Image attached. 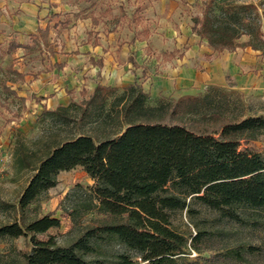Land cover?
I'll return each instance as SVG.
<instances>
[{
    "label": "trees",
    "instance_id": "obj_1",
    "mask_svg": "<svg viewBox=\"0 0 264 264\" xmlns=\"http://www.w3.org/2000/svg\"><path fill=\"white\" fill-rule=\"evenodd\" d=\"M205 2L192 31L214 50L264 49L254 4L227 3L226 17L218 19L211 13L215 0ZM131 17L133 23L143 21L137 9ZM46 32L40 29L31 38ZM242 35L248 40L240 41ZM117 91L98 83L80 105L83 118L112 128L80 130L49 146L14 206L15 218L0 225L2 236L28 238L25 264H182L191 250L210 252L208 264H228L259 254L255 245L229 243V230L220 225L224 220L247 225L264 214V150L251 144L264 130V116L229 114L217 103L225 96L218 86L204 95L161 98L155 105L137 82ZM78 166L93 184L67 210L76 230L61 242L50 233L61 219L32 212L57 185L59 173ZM183 211L195 233L176 227L175 214ZM204 212L213 214L214 227L193 220ZM112 243L123 251L108 261L103 247Z\"/></svg>",
    "mask_w": 264,
    "mask_h": 264
},
{
    "label": "rangeland",
    "instance_id": "obj_2",
    "mask_svg": "<svg viewBox=\"0 0 264 264\" xmlns=\"http://www.w3.org/2000/svg\"><path fill=\"white\" fill-rule=\"evenodd\" d=\"M4 1L13 3L30 0H0V3ZM40 1L47 4V17L51 27L50 37L45 34V38L50 39L51 47L67 49L66 53L72 54L79 46L94 42L108 50L110 47L124 46L130 43L136 31H141L144 40L134 41L132 47L134 57L145 69L144 76L147 78L144 90L149 95V104L155 105L161 98L176 100L187 94L204 95L211 87L218 86L225 96L221 95L217 103L229 114L264 116V49L246 47L218 52L210 47L206 39L192 31L193 17L202 12L207 0ZM227 3L236 6L254 4L259 11L260 16L257 19L264 33V0H215L212 15L218 19L225 18ZM135 9L144 18L143 24L129 23ZM255 11L250 14L251 17H256ZM0 12L6 19L13 14L10 9L6 11L1 7ZM8 25L9 27H4L0 23V142L3 145L0 147V225L15 218L14 206L34 173L33 167L37 160L48 151L49 146L77 134L80 130L100 133L104 129L109 131L112 128L89 122L81 115L80 105L83 100L98 82H103V76H96V65L92 67L76 61L71 70L67 69L62 73L59 69L54 71V89L59 90L54 91L53 100L46 107L47 111L33 100L23 104L18 96L7 90L9 86L5 87L4 83L14 78L12 68L7 67L10 63L26 66L27 72L35 74L36 63L43 56L37 53L36 44H29V34L10 28V22ZM19 38L23 40L22 43L35 49L20 48L9 52L10 41L14 40L16 43ZM248 38V35H242L240 41ZM118 57L119 64L125 65L126 57H121L120 50ZM138 62L133 64L135 69L139 66ZM190 68L207 71L213 77L211 83L190 82ZM154 76L169 81L166 94H157L156 89L153 90V86H157ZM112 78L113 76L106 75L105 82ZM127 85L116 82L117 94L122 93ZM61 107L69 108L65 110ZM251 144L264 150V130L260 131ZM20 157L23 161H19ZM91 184L93 180L81 166L61 171L57 185L44 194L32 213L39 216L49 213L59 217L61 226L51 229L50 233L55 234L59 241L65 242L76 230L67 210L83 201L86 188ZM80 198L83 199L80 201ZM212 218L213 214L204 212L193 220L199 222L202 228L210 229L214 227ZM258 219L257 222L247 225L227 220L221 223V227L225 226L230 231L225 236L229 243L252 244L260 251L259 254L250 256L247 261L228 264H264V214L258 215ZM175 225L187 235L197 230L186 211L175 214ZM203 245L209 244L206 242ZM29 248L28 238L24 236L15 238L0 235V264H25L22 252ZM103 251V256L112 261L118 252L123 251V247L116 243L104 244ZM209 255L210 252L207 251L198 253L191 250L182 264H208ZM217 264L227 263L220 261Z\"/></svg>",
    "mask_w": 264,
    "mask_h": 264
},
{
    "label": "crops",
    "instance_id": "obj_3",
    "mask_svg": "<svg viewBox=\"0 0 264 264\" xmlns=\"http://www.w3.org/2000/svg\"><path fill=\"white\" fill-rule=\"evenodd\" d=\"M0 7L2 10L7 11V9H10V11L13 12L12 16L8 19H6L0 12V23L4 27H9L8 23L10 22V28L22 30L29 34V44H36V48L38 49L37 53L43 55L41 56L40 61H37L36 63L35 74L30 73L31 71L27 72L25 70L26 66H19L17 64L13 65L12 63L7 66L8 69L12 68L14 78H10L4 83V85L5 87L9 86L7 90L18 96L23 104H28L29 101L33 100L36 105L43 106L44 108L49 106L53 100L54 91L57 89L59 90V88L54 89L55 81L53 80V72L60 70L62 73L67 69L71 70L73 63L76 61L86 65L89 64L92 67L94 65L98 66V69L96 70V76L99 78L103 76V82L98 83L115 86L116 82H118V84L124 83V85L137 82L144 87L147 78V76H144L145 69L142 67V63L140 65V63L134 57V47H132L133 43L136 41L144 40L143 36L141 35V31H136L134 33V35H137L135 42L130 41V43H126L124 46L110 47L108 50L106 47L94 42L92 44L89 43L81 45L76 52L70 54L66 53L68 52L67 49L61 50L51 47L50 39L48 37L45 38L43 36L35 40L31 38L32 34H38L40 29L45 30L46 28H48V33L46 32V34H48L50 37L51 27L47 17L48 9L46 3H42L40 0H30L24 2L19 1L13 3L11 1H4L3 3H0ZM143 22L144 20L138 23L143 24ZM129 23L138 25V23L136 24L132 22V17ZM98 35H101V33H98ZM22 42V39H17L16 43L20 44V46H15V41H10L8 47L9 52L17 51L20 48H29L30 50L35 49L29 46V44H24ZM118 50H120L121 57H126L125 65L123 66L119 64ZM20 54L23 55L25 53ZM49 56L50 58H48ZM130 57L133 58V61ZM183 57L185 58L184 55H182V58ZM137 62L139 63V66L137 69H135L133 64L136 65ZM47 63H49L48 66ZM141 70L142 72L140 73ZM98 72H100V74H98ZM190 73L192 77V79L190 78L192 80L190 82L196 84L211 83V78H213L207 71H197L190 68ZM106 75L109 77L113 76L112 80L105 82ZM153 78L154 83L157 85L153 86V90L156 89L157 94L161 92L166 94V91L169 90L167 86L168 80H161L160 76H154ZM181 79L182 78H179V80ZM2 146L3 145L0 142V147Z\"/></svg>",
    "mask_w": 264,
    "mask_h": 264
},
{
    "label": "built area",
    "instance_id": "obj_4",
    "mask_svg": "<svg viewBox=\"0 0 264 264\" xmlns=\"http://www.w3.org/2000/svg\"><path fill=\"white\" fill-rule=\"evenodd\" d=\"M0 161H1V153H0Z\"/></svg>",
    "mask_w": 264,
    "mask_h": 264
}]
</instances>
